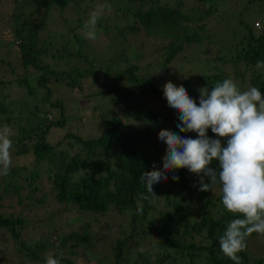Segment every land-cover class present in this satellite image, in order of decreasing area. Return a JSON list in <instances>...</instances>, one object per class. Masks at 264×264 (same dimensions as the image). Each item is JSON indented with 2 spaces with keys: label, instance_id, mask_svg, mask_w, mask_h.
<instances>
[{
  "label": "trees",
  "instance_id": "1",
  "mask_svg": "<svg viewBox=\"0 0 264 264\" xmlns=\"http://www.w3.org/2000/svg\"><path fill=\"white\" fill-rule=\"evenodd\" d=\"M94 1L20 0L14 7L18 11L12 12L10 33L18 44L13 40L9 44L17 50L19 61L15 67L0 58L3 68L0 125L2 120L14 123L12 160L31 153L34 168L25 171V167L12 164L8 175H0V196L10 194L22 207L16 217L0 215V227L8 229L12 244L16 241L24 247L27 258L20 264H44L46 254L53 255L59 264H235L220 251L219 239L231 220L242 217L223 209L218 184L210 191H201L200 178L186 168L166 173L168 179L154 185L153 193L147 192L142 179L144 172L153 170V165L163 171L167 146L158 138L161 129L197 138L195 132L180 133L176 127L180 123L179 115L163 106L167 104L162 75L167 71H163L166 66L186 50L192 53L193 66L203 65L202 74L193 73L187 79L180 76L173 83L177 87L182 85L197 106L200 89L211 91L218 82L230 79L218 64L207 72L208 60L197 56L211 51L212 43L219 46L212 30L203 22L216 12L214 4L211 0H192L193 4L184 8L183 0H100L110 5L111 10H106L98 20L97 38L111 34L116 44L112 57L102 64L97 61L96 49L93 50L98 39L84 37L89 14L82 4ZM24 2L40 10L39 19L36 15L25 16ZM68 8L78 15L77 25H73V18H61L60 13ZM118 20H123L125 25H117ZM47 22L56 26L52 31L54 36L49 34L40 40L39 28ZM259 24H255L258 30L245 25L246 30L238 38L233 34L229 49L232 51L228 52L226 47L228 58L226 53L217 56V47L216 61L224 65L228 60L234 67L241 61L252 69L258 61H264V24ZM139 33L159 43L163 58L157 62L159 72L155 73L150 63L140 66L138 60L142 55L137 61L132 55L135 61L129 64L128 54L133 50L127 34L135 37ZM124 42L128 44L123 46ZM181 55L183 59L190 56ZM252 69L249 87H257L264 95V68ZM4 74L10 77L3 79ZM81 80L90 83L85 100L95 101L87 109L96 115L97 134L83 137L79 132H65L63 138L74 141L68 142V151L62 148L63 139L55 143L47 139L50 128H63L69 117L63 114L60 99L50 101L52 92L46 84H63L70 93H77L84 89ZM40 89H45L42 97H39ZM41 100L51 107L58 106L59 118L51 120L50 114L41 116L49 112ZM15 101L17 108L13 111L10 105ZM85 108L81 106L74 115L80 119ZM23 111L29 114L24 115ZM130 121L135 125L129 126ZM207 136L217 138L211 129ZM221 142L224 144L226 140L221 138ZM210 167L218 170V161L214 160ZM173 175L179 177L178 181H173ZM204 182H209L206 177ZM25 190L37 197L21 194ZM27 197L41 207L51 199L57 208L61 207L60 212H65L71 204L86 218L80 220L76 229L63 234L48 232L44 240L37 239L29 246V240L24 239L28 219L22 215L23 205L28 204L23 199ZM113 216L123 217L124 222H112ZM259 236L264 239V235L257 233L246 238V248L238 253L240 264H264V255L252 257L248 249L249 240Z\"/></svg>",
  "mask_w": 264,
  "mask_h": 264
},
{
  "label": "clouds",
  "instance_id": "2",
  "mask_svg": "<svg viewBox=\"0 0 264 264\" xmlns=\"http://www.w3.org/2000/svg\"><path fill=\"white\" fill-rule=\"evenodd\" d=\"M106 10L110 11L111 6L98 5L89 13L84 24L86 39L97 38L96 25ZM256 66L264 68V61H258ZM163 96L168 106L179 113V132H195L197 138L182 137L166 129L159 131V140L167 146L163 171L153 165L152 171L143 173L146 190L153 193L154 185L168 179L166 173L181 168L200 178L201 191H210L218 184L223 209L242 217L229 222L219 239L220 251L240 264L238 253L246 248V238L252 233L264 235V95L255 86L241 91L232 79H225L211 91L200 89L198 106L182 85L177 87L170 81L163 85ZM208 129L216 139L207 136ZM12 135L10 127L0 128L3 176L8 175L12 164ZM221 138L226 143L222 144ZM214 160L218 161V170L210 167ZM172 179L178 181L179 177L173 175ZM44 264L59 261L46 254Z\"/></svg>",
  "mask_w": 264,
  "mask_h": 264
},
{
  "label": "rangeland",
  "instance_id": "3",
  "mask_svg": "<svg viewBox=\"0 0 264 264\" xmlns=\"http://www.w3.org/2000/svg\"><path fill=\"white\" fill-rule=\"evenodd\" d=\"M100 0H95L93 3H85L82 4V8L85 11L86 14H89L91 11H93V8H96L98 5H104L105 3L99 2ZM108 2V1H106ZM211 2L214 4L216 8V12H214L211 16L204 19L203 22L206 25V28L212 30V36L214 39L219 43V46H217L215 43H212L214 47H211V51L208 50L205 54L201 53L200 55H197L201 60L206 61L208 60L207 64V72L210 70H213L215 64H218V67H220L223 71L226 73L228 72L229 78L232 79L236 84L237 87L243 91L249 88L250 86V69L247 68L244 63L237 62L234 65L227 60V62L222 65L221 63H218L216 61V57L214 56L215 50L217 47L219 50L216 52V55H223L226 53V57H229V53L232 50L231 45L233 40V34L238 38L240 35L244 33L245 25L248 26V28H253L256 23L264 24V0H211ZM20 3V0H0V58H3L6 61H9L10 64H12L15 67H18V52L15 49L14 46H11L9 44V41L13 40L14 44H18L14 40V36L10 33L11 23H12V12L18 11L17 9H14L16 5ZM184 8H189L193 2L192 0H183ZM22 8L24 10L25 16H34L39 19L40 18V10L39 9H33V6H31L29 3L24 2L22 3ZM69 9V10H68ZM66 11L61 12V18L65 19H71L73 18L74 21H72L73 25L78 23L77 17L78 15L74 14L75 10H71L68 8ZM50 13V12H49ZM56 13V11L54 12ZM37 20V19H36ZM84 22V21H82ZM81 22V23H82ZM58 23V22H57ZM59 24V23H58ZM101 24V21H100ZM259 24V25H260ZM77 25V24H76ZM117 25L124 26L125 23L123 20H118ZM259 26L256 25L255 29L258 30ZM56 29V26H51L48 22L45 23L44 26L39 28V39L42 40L43 38H46L49 34L54 36L52 33L53 30ZM51 36V37H52ZM111 34H105L104 36L100 35L95 40L93 50L96 49V57L97 61L102 64H106L107 60L112 57L113 51L116 49V44L112 42ZM127 41L130 44L129 46H132L133 52L132 54H128V57L134 58V55L136 56V61H139L140 66L146 65V63H150L153 65L152 67L155 68V73L159 72L160 69L157 68V62L161 61L162 58V50L159 49V43H156L155 41L152 42L151 39H148L144 36V34H138V36L131 37L128 35ZM119 37L120 36H114ZM213 40V39H212ZM214 41V40H213ZM128 42H124L122 45L125 46L128 44ZM228 47V52L227 48ZM196 49L194 50V52ZM211 52V53H208ZM183 55H190L187 56V58H182L181 54ZM191 55L192 53L190 50L182 51L180 54L176 56L178 59L172 60L167 66L166 69L163 71L164 82H172L175 83L176 81H179L181 79L180 76H182L183 79H187L190 75L193 73L196 74H202V72L205 70L203 65L200 64L198 66H193V62H191ZM129 59V64L134 63L135 59ZM190 60V61H189ZM58 66L59 63H56ZM62 67V65H61ZM210 67V68H209ZM31 69V68H30ZM59 69H65V68H59ZM257 66L253 67L252 70H257ZM147 72L150 74V72ZM2 72L3 68L0 64V77L2 78ZM235 74H238V76H235ZM243 74V76H241ZM187 76V78H185ZM3 79H7L10 76L8 74H4ZM87 80H89L87 78ZM87 80H81V86L84 87L82 92L77 93H70L69 89L65 87L63 84L54 85L52 83H47V87L52 92L49 96V99L51 102L58 101V99L61 100L63 114L66 115V117H69L66 121V124L63 128H54L51 127L47 139L49 142L55 143L56 141L63 139L62 141V148L65 150H70L68 147V142L73 143L72 138H63L65 132H79L83 137L85 136H94L97 134L96 130V124H94V121L96 120L94 117L96 116L93 114L90 109H87L92 106L95 101H93L91 98L90 100H85L87 95L89 93L88 83ZM97 81L95 80L94 84L96 85ZM90 84V83H89ZM193 85L196 86L194 83ZM196 89H199L198 87ZM45 93V89L41 90L39 93V97H42ZM198 97H200V91L197 92ZM14 96L16 98V93H14ZM21 97V96H20ZM19 97V98H20ZM60 97V98H59ZM74 101V102H73ZM42 105L44 106L45 110H49V112L41 113V116L46 117L47 114L51 115V120L55 118H59V107L54 106L51 107L48 102H44L41 100ZM34 104L32 103L31 110H34ZM81 106H85L86 111L85 115H83L80 119L76 117L75 110L77 111L80 109ZM166 108H169L170 111L173 113L179 115V113L175 112L173 109H171L168 104L163 105ZM10 108L16 110L17 103L16 101L10 105ZM22 114L28 115L29 113L26 111H23ZM79 116V115H78ZM97 121V120H96ZM0 128L4 126H8L12 129L13 135H12V141H13V147L11 149L12 156L15 151V139H13V136L15 135V126L14 123H5L4 120L1 122ZM95 125V126H94ZM134 126V121L129 122V126ZM74 147H72L73 149ZM21 158H16L17 160H12L13 165H18L21 167H25V171L32 170L34 168V160L33 155L31 153H27L25 155H20ZM15 159V158H14ZM11 164V165H12ZM37 168V167H35ZM28 173L24 175V177L27 179ZM22 183V182H21ZM42 185L45 187V189L48 191V188H46V183L43 182ZM24 184V183H22ZM26 188V187H25ZM21 194H26L29 198H36L37 195L35 193L30 194L27 190L22 192ZM24 198L23 201L28 203L27 205H23V211L22 215L25 216V219L28 221V227L25 231V236L29 240L30 243L29 246L34 245L35 241L37 239L39 240L42 238L43 240L46 238V234L48 232H56L58 234L66 233L69 229H76L78 225L80 224V220H84L86 216L78 213V211L74 210L71 204L66 206L65 212H60L61 207L57 208L56 205L52 202V200L48 199L47 203H43L42 207L39 205V203L35 206L29 199ZM52 198V197H51ZM16 203V198L11 196L10 194H6L5 196H0V215L1 216H13L16 217L18 214V211L20 208L19 205ZM112 222H120L123 223L124 219L123 217L119 216H113ZM31 223V224H29ZM42 233V235H41ZM260 237V238H259ZM258 238L254 237L249 240L248 242V249L251 256L255 257H262L264 255V239H262L261 236ZM259 245V246H258ZM24 247L20 246L18 242H14L12 244V240L10 238L8 229L4 227H0V264H20L23 260H26L27 256L23 254ZM252 256V257H253ZM26 257V258H25ZM29 264H38V263H31Z\"/></svg>",
  "mask_w": 264,
  "mask_h": 264
}]
</instances>
